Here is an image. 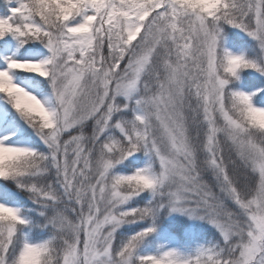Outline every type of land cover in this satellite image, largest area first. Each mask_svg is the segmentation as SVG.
I'll use <instances>...</instances> for the list:
<instances>
[{
	"label": "snow or ice",
	"instance_id": "obj_1",
	"mask_svg": "<svg viewBox=\"0 0 264 264\" xmlns=\"http://www.w3.org/2000/svg\"><path fill=\"white\" fill-rule=\"evenodd\" d=\"M245 73L264 76V0H4L0 264H264ZM172 214L214 231L162 239Z\"/></svg>",
	"mask_w": 264,
	"mask_h": 264
},
{
	"label": "trees",
	"instance_id": "obj_2",
	"mask_svg": "<svg viewBox=\"0 0 264 264\" xmlns=\"http://www.w3.org/2000/svg\"><path fill=\"white\" fill-rule=\"evenodd\" d=\"M4 0H0V10H2V5ZM231 45H238L243 47L245 45V38L243 34L236 35L233 32L230 37ZM243 82L248 86H254L258 84H264V78L257 74L245 73ZM214 231L213 228L207 227L201 224H195L190 227L189 222L183 217H166L162 218L160 237L162 239H171L173 243L177 241L180 242H190L194 239H199L202 236H210Z\"/></svg>",
	"mask_w": 264,
	"mask_h": 264
},
{
	"label": "rangeland",
	"instance_id": "obj_3",
	"mask_svg": "<svg viewBox=\"0 0 264 264\" xmlns=\"http://www.w3.org/2000/svg\"><path fill=\"white\" fill-rule=\"evenodd\" d=\"M229 43H230V39H229ZM230 46H232V45L230 44ZM27 47H28V46H25V50L27 49ZM261 77L264 78V76H261ZM243 84H244L245 87H248L244 82H243ZM169 217H170V218H171V217H183V218H185V219L187 220V222H189L190 227L194 226L195 224H201V225H204V226H207V227H211V228H212V226L209 225L208 223L203 222V221H200V220H196V219H189L186 215L172 214V215L169 216Z\"/></svg>",
	"mask_w": 264,
	"mask_h": 264
}]
</instances>
